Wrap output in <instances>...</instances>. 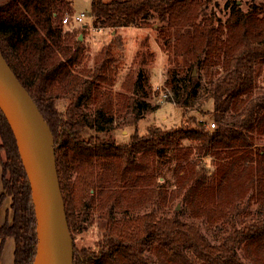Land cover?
I'll return each instance as SVG.
<instances>
[{
    "label": "trees",
    "instance_id": "16d2710c",
    "mask_svg": "<svg viewBox=\"0 0 264 264\" xmlns=\"http://www.w3.org/2000/svg\"><path fill=\"white\" fill-rule=\"evenodd\" d=\"M72 1L0 0V48L53 130L72 236L93 224L102 232L98 251L74 244V264H264V144L256 147L264 99L255 92L256 66L264 63V0H247V10L239 0H226L230 12L224 19L215 0H91L96 27L155 28L168 56V101L184 111L213 103L214 127L189 117L191 125H150L144 134L137 123L159 106L150 101L148 65L155 53L140 48L134 79L129 72L121 84L130 94L115 91L109 86L110 47L88 67L80 38L88 25L76 29L63 22L73 12ZM185 66L191 69L183 71ZM196 67L212 72L206 85ZM127 125L134 132L118 141L114 130ZM0 137V204L11 197V217L0 224L1 248L11 237L14 264H33L31 185L1 109ZM171 153L182 176L193 155L215 160L214 180H192L181 198L192 205L193 191L206 199V208L212 204L215 223L223 221L212 238L204 217L167 209L155 197L147 200L144 185L154 177L143 161Z\"/></svg>",
    "mask_w": 264,
    "mask_h": 264
},
{
    "label": "rangeland",
    "instance_id": "374dc122",
    "mask_svg": "<svg viewBox=\"0 0 264 264\" xmlns=\"http://www.w3.org/2000/svg\"><path fill=\"white\" fill-rule=\"evenodd\" d=\"M219 3L216 5V11L219 16L223 19L226 18L230 12L228 7H225L226 0H215ZM242 4L243 9L247 10L248 1L239 0ZM73 12L79 13L81 11L91 12L92 2L91 0H73L72 1ZM89 22V19L85 20ZM70 27H76V29H82V24L69 25ZM158 26V23L155 25ZM69 27V28H70ZM86 46V53L84 57V64L92 68L95 66L96 62L101 59L100 51L104 46H109V55L112 56L113 61L111 64L112 71L114 72L113 85L112 88L115 91L124 92L128 96L130 94V89H122L121 84L126 78L129 72L131 79H134L135 69L137 64L134 62L136 53L140 48L144 50H150L155 53L154 61L148 65L153 94L150 97L152 104L159 105L154 111L144 115L137 123V130L140 134H144L147 131V127L150 125L161 126L163 129H170L178 125H191L192 122L189 121V117H195L197 119H203L209 123L215 121L213 119V103L212 101L204 102L200 107L196 109H189L184 111L183 108L177 106L173 101L167 100V78H168V56L164 52L157 35V31L154 27L140 28L135 26H122L117 29L102 28L95 30L88 24V28L85 29V35L81 38ZM135 63V64H134ZM191 68L185 66L183 71H188ZM196 75L201 79L203 84L209 80L210 73L205 68L198 69L194 68ZM216 68H213V71ZM212 71V70H211ZM107 86V85H106ZM108 87V86H107ZM154 91L158 93H154ZM255 92L256 95L264 99V63H259L256 66L255 74ZM185 112V115H184ZM264 114V109H262ZM186 116V120L183 121V117ZM135 127L131 125L119 126L114 130V135L117 137L118 141H128L130 135L134 132ZM257 146L264 144V122L261 123L257 132ZM1 142V137H0ZM186 144H189L187 142ZM174 153L167 157H156L154 155L150 156L149 159L144 160L145 166L150 167V174L154 177L151 184H145L146 194L150 193L149 199L157 198L160 205L167 209L177 208L181 210L186 215L193 218L204 217L206 221L204 224H208V228L205 230L209 237H214L216 235L217 226L223 221L219 220V223H215L214 216L211 215L210 206L208 208L206 199L198 198L195 192H190L192 197V205L185 204L183 198L185 192H187L188 185L192 180L199 178L200 180L205 179L206 181L212 182L215 178V160L214 158L201 155H193L189 163H185V168L187 175L181 171L174 158ZM1 157L5 158L6 154L4 150H1ZM148 167V168H149ZM2 174L3 169L0 162V193L2 192ZM214 204V203H213ZM242 204V203H241ZM11 197H5L2 204H0V210L2 211L3 219L1 223L3 224L7 219L11 217ZM250 207H255L256 204L254 200L250 201ZM214 207V205H213ZM206 208V209H205ZM207 210V211H206ZM217 224V225H216ZM227 225V223H226ZM228 226V225H227ZM102 232L96 224L87 225L85 230L77 233L73 239L74 244L78 248L86 247L90 251H98L99 243L101 241Z\"/></svg>",
    "mask_w": 264,
    "mask_h": 264
},
{
    "label": "water",
    "instance_id": "95a60500",
    "mask_svg": "<svg viewBox=\"0 0 264 264\" xmlns=\"http://www.w3.org/2000/svg\"><path fill=\"white\" fill-rule=\"evenodd\" d=\"M0 109L14 133L31 185L37 225L33 264H74V239L59 179L53 130L1 48Z\"/></svg>",
    "mask_w": 264,
    "mask_h": 264
},
{
    "label": "crops",
    "instance_id": "0c3cea01",
    "mask_svg": "<svg viewBox=\"0 0 264 264\" xmlns=\"http://www.w3.org/2000/svg\"><path fill=\"white\" fill-rule=\"evenodd\" d=\"M0 210V224L3 216ZM2 240L0 238V264H14V251H15V241L13 238L8 237L1 248Z\"/></svg>",
    "mask_w": 264,
    "mask_h": 264
},
{
    "label": "built area",
    "instance_id": "2783aa9c",
    "mask_svg": "<svg viewBox=\"0 0 264 264\" xmlns=\"http://www.w3.org/2000/svg\"><path fill=\"white\" fill-rule=\"evenodd\" d=\"M86 19H89V22H86L85 21ZM63 22L64 23L72 22L74 24H87V25L90 24V26L95 30L102 29V27H96L93 25V15L91 12L88 13L85 11H81L79 13H67L63 18ZM209 126L214 127L215 122L213 121L209 123Z\"/></svg>",
    "mask_w": 264,
    "mask_h": 264
},
{
    "label": "bare ground",
    "instance_id": "6f19581e",
    "mask_svg": "<svg viewBox=\"0 0 264 264\" xmlns=\"http://www.w3.org/2000/svg\"><path fill=\"white\" fill-rule=\"evenodd\" d=\"M26 164H27V162H26ZM27 166H28V164H27ZM35 264H38V261H36Z\"/></svg>",
    "mask_w": 264,
    "mask_h": 264
}]
</instances>
